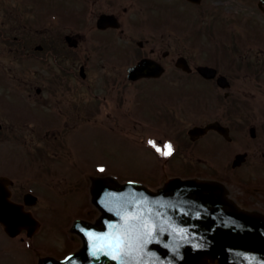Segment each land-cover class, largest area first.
Masks as SVG:
<instances>
[{
  "label": "flooded vegetation",
  "instance_id": "obj_1",
  "mask_svg": "<svg viewBox=\"0 0 264 264\" xmlns=\"http://www.w3.org/2000/svg\"><path fill=\"white\" fill-rule=\"evenodd\" d=\"M16 1L15 20L6 23L16 34L6 44L5 65L19 61L22 71L7 74L8 90L0 93V212L16 216L0 223V264H26L24 244L37 252L38 234L26 239L21 204L32 211L54 207L57 194L74 193L75 174L86 178V165L116 169L113 156L86 162L85 137L95 143L139 125L147 132L139 119L147 115L197 127L218 121L231 140L212 130L209 146L237 142L255 163L264 156V43L255 58L245 41L227 42V27V43L217 42L216 25L201 23L209 7L203 12L187 0ZM183 3L192 7L186 12L193 27L159 32L183 16ZM141 62L143 73H131ZM9 80L20 89L10 90ZM183 97L191 107L204 106L167 104ZM30 193L36 197L26 200ZM79 243L76 235L65 240L66 254Z\"/></svg>",
  "mask_w": 264,
  "mask_h": 264
},
{
  "label": "water",
  "instance_id": "obj_2",
  "mask_svg": "<svg viewBox=\"0 0 264 264\" xmlns=\"http://www.w3.org/2000/svg\"><path fill=\"white\" fill-rule=\"evenodd\" d=\"M165 185L158 193L135 186H128L124 189V193L130 194L135 188L136 191L145 192L149 196L163 195L166 207L160 210L166 211L167 215L172 217L175 228L186 229L189 238H192V233H195V240L205 245L212 242L210 250L197 251L195 254H193L190 245H185L181 249L184 260L179 264H213L218 262L220 264H245V253L259 252L264 256V236L260 234L261 230H264V217L242 211L229 199L228 194L219 184L198 179L172 178ZM105 187L110 190L105 195V199L110 204L116 205L124 198L120 194L122 190L120 184L114 182L113 185L108 180H97L94 186L95 202ZM111 193H117V195L114 196ZM105 218L117 221L113 214H108L103 210L98 225L88 224L86 228L94 227L98 231H105L101 224V220ZM164 229L161 232L157 228L153 234L156 242L148 246L149 251L156 253L155 257H147L151 264H161V262L168 264L169 259H174V257L165 245L183 244L184 242L183 238L173 240L174 235H179L178 231L169 230L167 225L164 226ZM85 242L84 262L89 264L86 239ZM226 248L232 249V252H226ZM78 257H75L74 260ZM247 259H251V257L249 256ZM84 262L77 264H84Z\"/></svg>",
  "mask_w": 264,
  "mask_h": 264
},
{
  "label": "clouds",
  "instance_id": "obj_3",
  "mask_svg": "<svg viewBox=\"0 0 264 264\" xmlns=\"http://www.w3.org/2000/svg\"><path fill=\"white\" fill-rule=\"evenodd\" d=\"M137 184L136 181H129L128 185L122 186L120 194L124 198L116 205L110 204L105 199V195L110 191L109 188L103 189L96 202L106 213L113 214L117 218V221L106 218L101 220L105 231H98L94 227L86 228L79 221L76 222V230L88 242L89 264H151L147 257H155L156 253L149 251L148 246L156 242L153 234L157 228L163 232L165 225L169 230L179 232V235L173 236V240L183 238L184 241L183 244L165 245L174 257L169 259L168 264H179L184 260L181 249L185 245L191 246L193 254L197 251L210 250L212 242L205 245L195 240V233L189 238L186 229L174 227L172 217L168 216L166 211L160 210L166 207L163 195L149 196L145 192L136 191L135 188L130 194L124 193V189L128 186ZM111 194L117 195V193ZM260 234L264 236V230H261ZM225 251L231 253L232 249L226 248ZM249 256L251 259H247ZM245 257V264H264V256L259 252L245 253Z\"/></svg>",
  "mask_w": 264,
  "mask_h": 264
},
{
  "label": "rangeland",
  "instance_id": "obj_4",
  "mask_svg": "<svg viewBox=\"0 0 264 264\" xmlns=\"http://www.w3.org/2000/svg\"><path fill=\"white\" fill-rule=\"evenodd\" d=\"M14 1L16 0H0V17L4 19L6 15H9L11 13V9L9 8L11 3H13L14 6ZM224 1V6L227 7L225 8L227 11L231 12L232 15L235 14L238 11L244 12V11H253L249 8V5L252 3H255V0H223ZM219 4V3H218ZM210 7V6H209ZM203 12H205V6L201 7ZM242 9H244L242 11ZM206 19L213 21L215 19V22H218L222 19L224 21L223 17H220L218 14L215 16H210L206 14L204 16ZM235 19V18H233ZM238 22V20H236ZM1 19H0V26L1 25ZM4 30V28H2ZM1 35V34H0ZM0 48L3 49V43L0 41ZM6 57L4 56L1 58L3 61ZM21 64L18 62L17 69L15 70L16 72L20 73V67ZM37 68L35 64L32 66ZM3 68V65H0V70ZM20 68V69H19ZM31 68V67H30ZM22 70V69H21ZM2 86H0V89ZM144 107H141V110H144ZM136 133H140V131L137 129ZM83 156L91 157L92 160H105L106 158H109L115 163H112L113 166H116L118 171V175L120 174L121 176H124L126 178H131L132 180L135 181H144L149 184L151 179H159L161 177V165H152V164H146L148 160L152 162L154 160L155 154H151L149 152V158L147 157L148 155L145 154L144 149L140 147H136L132 142L129 140H125L124 138L118 137V136H112L109 135L107 138H100L95 144L88 146L85 145L83 150L81 151ZM84 158V157H82ZM182 171L185 170V168H181V166L176 167L175 170ZM158 184V182H157ZM85 197V194L83 192H77L76 194H72L69 198L71 201L72 205L66 204L62 205L60 207L63 209V213L66 212L71 206V208H76L78 203L82 201V199ZM57 198V197H56ZM58 201V198L56 200ZM26 264H28V259L26 258Z\"/></svg>",
  "mask_w": 264,
  "mask_h": 264
},
{
  "label": "snow or ice",
  "instance_id": "obj_5",
  "mask_svg": "<svg viewBox=\"0 0 264 264\" xmlns=\"http://www.w3.org/2000/svg\"><path fill=\"white\" fill-rule=\"evenodd\" d=\"M149 143L153 144L155 146V142L154 141H149ZM165 147H166L167 151H165L163 154L164 155H171L172 151H173L172 146L169 144V145H166ZM157 151H160V149L158 147H157Z\"/></svg>",
  "mask_w": 264,
  "mask_h": 264
}]
</instances>
